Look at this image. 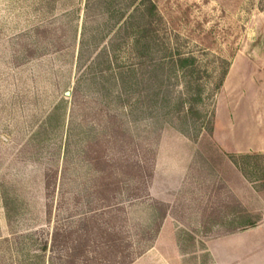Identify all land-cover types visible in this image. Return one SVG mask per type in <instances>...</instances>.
I'll use <instances>...</instances> for the list:
<instances>
[{
    "label": "rangeland",
    "instance_id": "374dc122",
    "mask_svg": "<svg viewBox=\"0 0 264 264\" xmlns=\"http://www.w3.org/2000/svg\"><path fill=\"white\" fill-rule=\"evenodd\" d=\"M140 1L0 0V264H213L263 223L264 0Z\"/></svg>",
    "mask_w": 264,
    "mask_h": 264
},
{
    "label": "crops",
    "instance_id": "0c3cea01",
    "mask_svg": "<svg viewBox=\"0 0 264 264\" xmlns=\"http://www.w3.org/2000/svg\"><path fill=\"white\" fill-rule=\"evenodd\" d=\"M261 144L262 146L257 145L253 149L264 151V136ZM251 148L250 146L245 150ZM239 175L243 183L247 184L244 177ZM248 185L251 184L248 183ZM251 189L257 192V195L264 197V187L259 189L251 187ZM262 215L263 223L209 241L206 245L213 264H264V210Z\"/></svg>",
    "mask_w": 264,
    "mask_h": 264
},
{
    "label": "trees",
    "instance_id": "16d2710c",
    "mask_svg": "<svg viewBox=\"0 0 264 264\" xmlns=\"http://www.w3.org/2000/svg\"><path fill=\"white\" fill-rule=\"evenodd\" d=\"M148 0H141L139 2V6L142 10V12H144V14L147 16V15H152V12L155 10V5L154 4H150V5H146V2ZM148 31L146 28H143L141 29V33H144ZM176 51V50H175ZM174 52H170V59H172L173 62H175L177 64V66L179 67V69H182V70H188L190 71V74H192L194 71H195V59L194 57H186V56H182L179 52H175L174 54L177 55L176 58L173 57V54ZM227 74V67L222 71L221 75H220V78H219V82L216 86V88H220L222 86V83L224 81V78ZM200 90L201 89H198L197 90V93L194 95V96H191L189 98V101H191V103H198V102H202L203 98L201 97L200 95ZM187 112H190V113H193L194 110L192 107H190L188 109ZM194 113H197V112H194ZM255 156H264V154H242L239 156V158L242 160H248L252 157H255ZM233 162L235 163V165L239 166L241 172L243 173V175L246 177H248V173L247 171L245 170V168H243L240 164V162L237 160V159H233ZM260 179H263L264 180V171H263V174L260 176ZM5 206H7V199H5ZM165 216V213L162 214L161 218L159 219L158 221V224L156 226V229H155V233L159 230V226L161 225L162 223V220ZM82 224V222H80ZM255 224L254 223H249L241 228H239L240 230H243V229H246L248 227H252L254 226ZM239 229H236L239 230ZM81 238V236L79 237ZM70 237L68 236H64L63 237V240L66 241L65 244L69 241ZM52 241L53 243L57 241V234H52ZM74 241L76 242V245H74ZM72 242V246H68V244H66V248L67 249V255L69 256V259L73 261V259H75V257H77L78 255H80L82 253V255L85 253L83 251V242H82V239H76L75 240H71ZM64 244V243H63ZM151 245V244H150ZM148 245V246H150ZM46 247V245H44ZM102 246H105L107 248V251L108 252H105V260H106V264H131L135 258L137 256H139L141 254V252H138L136 254H132V255H128V256H124V259L122 258H117V255H119L120 251H118L117 249L113 248L112 244L110 245V242L106 243V244H103ZM112 255V256H110ZM112 257V258H111Z\"/></svg>",
    "mask_w": 264,
    "mask_h": 264
}]
</instances>
